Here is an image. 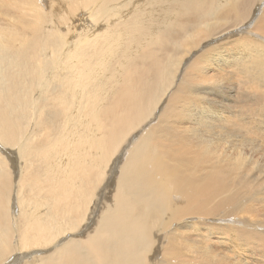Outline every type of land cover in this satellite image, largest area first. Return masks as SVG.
<instances>
[{"label": "bare ground", "instance_id": "6f19581e", "mask_svg": "<svg viewBox=\"0 0 264 264\" xmlns=\"http://www.w3.org/2000/svg\"><path fill=\"white\" fill-rule=\"evenodd\" d=\"M146 3L0 0V264H264V0Z\"/></svg>", "mask_w": 264, "mask_h": 264}, {"label": "rangeland", "instance_id": "374dc122", "mask_svg": "<svg viewBox=\"0 0 264 264\" xmlns=\"http://www.w3.org/2000/svg\"><path fill=\"white\" fill-rule=\"evenodd\" d=\"M170 1V2H169ZM175 1H177L176 5H174ZM148 0V3L144 4L143 6H140V8L138 7H135L136 10L134 12V14L136 15L137 11H141L140 13L138 14H141L143 15V27H147V26H150L151 24L156 25H160L161 27L170 19H176L178 20L179 19V11L181 10V3H182V0ZM166 2L168 4H166ZM166 4V5H165ZM165 6L166 8L168 7L169 9H171V13L168 14V12L166 11L165 9ZM127 10L128 6L126 5L125 7ZM134 8V7H133ZM40 9H41V13H42V16H43V22L45 21H52L51 24H47V23H43L42 25L46 28H52V30H55L56 27L58 26V22L60 23L61 27H59L58 29H56V33H60L59 30H62L61 31V35L62 33L65 35V30H66V25L68 23H70L74 18L75 20L76 19H81L82 18V11L81 12H76L75 13V17L68 14L67 12L70 11L68 10L66 7H61V6H56V7H49V6H40ZM130 8H128L129 10ZM79 10H82V9H79ZM161 17V18H160ZM59 19V21H57ZM71 20V21H70ZM47 24V26H46ZM71 24V23H70ZM50 26V27H49ZM101 28H102V31L105 29V26L104 25H101ZM81 29H82V26L79 28V32H81ZM40 36V39H43L45 41V38H44V35L39 33L38 34ZM130 36V35H129ZM35 38V36H33ZM27 44H29L27 42ZM33 48V47H32ZM29 51H31V49H29ZM32 52H33V49H32ZM24 53H21L20 55L17 56L16 58V61L12 63V67L16 70H18L20 72V75L25 72V71H28L30 70L29 68V64H27L25 61H24ZM32 54V53H30ZM110 57L106 58V61H108L110 58H113V62L111 63V65L104 69L101 73V80H102V83L104 85V89L107 93H110L111 91H113L115 89V87H113L114 85V80H112L109 75H108V69L111 67L112 68V73H115L116 70H115V67H116V64L118 62V53L115 51V56L111 54H109ZM42 57V53H39V58ZM28 61L32 62V59L31 58H28ZM192 59L186 63V65L189 63H191ZM41 64V62H40ZM46 64V63H44ZM42 65V64H41ZM188 66V65H187ZM2 67H4L2 65ZM183 71V70H182ZM30 75V74H29ZM29 75L25 78V79H28L29 78ZM106 83V85H105ZM233 84L230 85L231 88H229L228 86L225 87L224 90H235L236 87V82H232ZM235 86V88H234ZM238 90H241V87L240 88H237L236 91ZM63 118L62 117H59V118H56V121H60L62 120ZM39 121H40V118H38L37 120L34 121V126H35V132H38L40 131V124H39ZM41 132H39L40 134ZM257 142V141H256ZM255 142V143H256ZM247 150V149H246ZM246 150H243L244 153H246L247 151ZM261 149L258 150V152L260 153H264V151H260ZM260 164V162H258ZM0 164H8V160L6 159V157L1 153L0 154ZM264 164V163H263ZM262 177H263V180H264V174L262 173Z\"/></svg>", "mask_w": 264, "mask_h": 264}]
</instances>
